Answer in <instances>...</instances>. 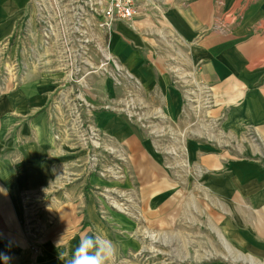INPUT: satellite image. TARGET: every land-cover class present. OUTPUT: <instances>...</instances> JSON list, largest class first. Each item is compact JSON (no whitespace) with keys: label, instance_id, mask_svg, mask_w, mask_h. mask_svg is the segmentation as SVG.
<instances>
[{"label":"crops","instance_id":"0c3cea01","mask_svg":"<svg viewBox=\"0 0 264 264\" xmlns=\"http://www.w3.org/2000/svg\"><path fill=\"white\" fill-rule=\"evenodd\" d=\"M31 2L0 0V254L8 264H65L60 252L82 235L137 250L142 227L172 229L182 214L205 221L229 252L199 264H264V0L144 3L132 21L99 29L103 59L71 83L49 50L21 33ZM63 85L95 106L90 118L121 175L92 178L87 151L61 139L71 122L56 97ZM153 122L158 132L147 129ZM92 186L117 192L127 212L102 221ZM29 227L38 228L33 236Z\"/></svg>","mask_w":264,"mask_h":264},{"label":"rangeland","instance_id":"374dc122","mask_svg":"<svg viewBox=\"0 0 264 264\" xmlns=\"http://www.w3.org/2000/svg\"><path fill=\"white\" fill-rule=\"evenodd\" d=\"M97 0H32L29 9V18L24 23L21 33L32 34L40 45L49 50L50 64L54 66L62 62V53L68 52L71 57L74 47H77L81 40L87 39L85 49L92 51V70L99 65L103 59L102 39L98 38L99 21L93 11ZM31 19V20H30ZM45 41L47 44L45 45ZM64 49H66L64 51ZM40 50V49H39ZM68 82L71 83L68 75ZM63 88V89H62ZM56 91V97L61 94L66 97L76 98L78 91L72 89V85H63ZM109 107L108 105H103ZM110 108V107H109ZM95 106L92 104V114ZM105 109V107H104ZM107 109V108H106ZM72 123H68L71 126ZM92 125L98 129L96 138H92V155H96L95 169H92V178L106 177L110 179V171H115L116 176L121 175L124 169L119 160L112 161L106 150L110 146L103 139L102 131L92 121ZM153 133L158 132V125L153 122L146 126ZM67 131L66 124L58 131ZM97 132V131H96ZM68 135V134H67ZM70 134L61 138L68 145H75L76 138ZM76 148L83 150L81 145ZM108 150L110 148L107 147ZM86 151V149H85ZM108 157L109 159H106ZM93 158V156H92ZM114 158V157H113ZM93 166V160H92ZM122 169V170H121ZM121 171V172H120ZM87 173V171L85 172ZM92 194L96 199V209L99 218L107 221L110 212L126 213L127 203L116 193H112L109 187H93ZM121 195V194H120ZM124 197V196H123ZM178 219L177 227L172 229L141 228L139 234H135L138 241V249L120 251L117 243L113 246L114 257L111 264H199L202 260L218 256H229V252L220 248L223 243L218 235L207 229L205 221L192 224L182 214ZM50 221L47 225H50ZM144 230V231H143ZM223 246V245H222Z\"/></svg>","mask_w":264,"mask_h":264},{"label":"built area","instance_id":"2783aa9c","mask_svg":"<svg viewBox=\"0 0 264 264\" xmlns=\"http://www.w3.org/2000/svg\"><path fill=\"white\" fill-rule=\"evenodd\" d=\"M160 1L162 0H97L93 11L97 15L99 28L106 32H110L115 22L132 21L138 15L141 5L144 3L158 5ZM81 42L82 43H79L77 47H74L71 57L68 55L67 51L63 52L62 62H59V65H57L59 66L58 69L68 73L70 80L76 82L78 78L74 75H85L92 70V60L84 48L88 40L85 38L81 40ZM44 44L46 45L47 42L45 41ZM65 50L66 49H64V51ZM59 97L66 103V110L70 115L69 119L72 123L65 133L68 134V136L73 134L77 143L86 149V171L92 173V169H95V162L98 160L96 155H92V138H96L98 135V129L92 125V120L90 118L91 114L88 112L92 106L86 103L78 93L76 94V98H69L62 94ZM104 107L109 108L107 106ZM56 137L58 138V135H56ZM36 230H38L37 227H29V235L33 236L32 234H34ZM31 247L34 249L35 245H31Z\"/></svg>","mask_w":264,"mask_h":264},{"label":"clouds","instance_id":"9594fccd","mask_svg":"<svg viewBox=\"0 0 264 264\" xmlns=\"http://www.w3.org/2000/svg\"><path fill=\"white\" fill-rule=\"evenodd\" d=\"M63 238L64 236L58 241V247L62 244ZM113 252L112 242L102 234H95L80 236L73 248L60 252L59 256L65 264H110ZM0 258L5 264H8L10 259L5 254H0Z\"/></svg>","mask_w":264,"mask_h":264}]
</instances>
